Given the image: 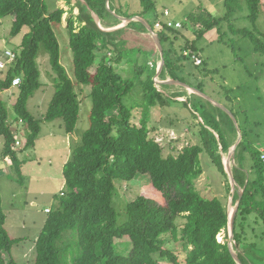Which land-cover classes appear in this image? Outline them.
I'll return each instance as SVG.
<instances>
[{
  "label": "trees",
  "instance_id": "1",
  "mask_svg": "<svg viewBox=\"0 0 264 264\" xmlns=\"http://www.w3.org/2000/svg\"><path fill=\"white\" fill-rule=\"evenodd\" d=\"M111 1L77 0L70 9L66 31L72 54L71 79L61 65L55 33L67 13L57 5L59 0H0V19L13 18L10 38L24 33L12 51L14 58L6 61L7 70L0 80V158L9 161L11 174L7 176L12 180L21 179L24 157L20 155L34 147L42 123L60 120L66 134L74 133L79 119L81 87H89L91 100L89 127L72 145L71 157L62 170L64 186L54 196L44 224L32 241L34 257L22 264H237L228 244L217 240L229 224L227 197H207L198 187L207 170L202 167L206 158L213 169L210 172L214 171L216 179L225 182L224 189L229 196L232 186L221 154L235 144L237 128L240 141L233 152L236 165L231 173L235 185L243 191L240 199L236 187L232 195L233 201L238 202L232 249L240 264H264V153L261 150L264 142L256 133L262 123L251 122L249 118V113L257 109L241 106L236 92L240 87L231 90L221 86L225 107L235 124L220 107L192 94L183 106L191 115L193 128L197 129L195 143L165 156L151 135V129L156 127L150 126L148 117L154 110L164 112L172 102L155 87L156 66L149 61L151 51L157 52L154 42L150 37L149 43L142 40L140 34L148 32L140 22L103 31L94 18H98L102 27L111 28L116 25L115 15L139 16L146 22L145 16L150 15L153 23L148 25L163 49L159 78L164 81L169 77L203 95L201 84H188L180 78V74H185L193 81L199 75L207 77L216 73L202 67L205 62L195 41L224 19L229 22L236 13L243 12L245 5L252 30L229 24V32L248 39L264 67V34L256 28L263 0H224L226 14L222 19L198 15L195 11L176 30L165 24V21L175 22L170 19V12L164 10L159 14L153 0H139L142 11L138 15L120 10L113 15ZM66 2L71 4V0ZM75 6L77 15L73 14ZM157 21L163 24L160 30L155 29ZM189 31L193 38L188 37ZM180 38L184 44L176 46ZM218 41L229 45L221 36ZM183 50L199 57L202 63L196 66ZM42 55L48 56L54 74V92L45 113L34 118L27 103L42 87L38 64ZM16 77H20L21 83L12 87ZM12 88H17L18 95L11 115L2 93ZM136 109L139 119L133 113ZM19 123L22 129L13 126ZM18 138H22L20 146H16ZM5 165L0 166V180L5 177ZM139 175L160 194L163 203L136 196L125 204V217L119 221L113 205L121 191L116 183H130ZM6 218L0 192V264H19L13 249L25 239L9 235ZM123 238L129 239L126 254L116 249V242Z\"/></svg>",
  "mask_w": 264,
  "mask_h": 264
},
{
  "label": "rangeland",
  "instance_id": "2",
  "mask_svg": "<svg viewBox=\"0 0 264 264\" xmlns=\"http://www.w3.org/2000/svg\"><path fill=\"white\" fill-rule=\"evenodd\" d=\"M77 0H71V4L67 5L66 0H59L57 5L63 8L67 13L64 14L62 19V25L55 29V33L58 39L60 47V61L61 65L67 70L68 75L73 79V65H72V54L69 49V38L66 31L67 18L69 17V12L72 6L76 5ZM156 2L157 11H162L167 8L171 12V17L175 19H180L183 21L186 19L185 16L193 14L198 11L197 14L206 16L212 19H222L226 10L224 7V0H153ZM122 11L128 15L133 14L134 11L141 8L139 0H122ZM245 5V4H244ZM198 8H201L200 11ZM78 9L75 6L73 8V14H77ZM200 12V13H199ZM196 13V12H195ZM210 16H209V15ZM247 7L244 6L243 12L236 13L229 22L223 20L218 27L212 28L207 31L202 38L196 39L195 45L202 52V57L205 64L202 67H206L208 70L217 69V74L212 77L213 84L209 82V79H204L203 83L198 81H191L187 78L185 74H180V78L186 81L188 84L193 83L195 85H202L203 92L210 91V87L215 88V90L223 95L224 90L221 86H224L223 79H226V83L229 89L235 90L237 87L240 89L237 95L240 97V103L245 109L255 108V112L249 113V118L251 122H261L262 126L256 130V133L263 137L264 142V67L261 66L263 62L257 54H255L251 43L248 39H241L239 37L233 36L229 32V24H233L236 28H246L252 30V26L246 19ZM147 23L152 24L153 19L150 15L145 16ZM11 16L2 18L0 26V48L4 47L12 48L14 47V41L10 38L9 32L11 29ZM191 26V25H190ZM191 28V27H190ZM198 26L196 30H198ZM257 31L264 34V0L262 1L261 15L256 22ZM226 33V34H225ZM23 36V35H22ZM220 36L224 38V41L229 43L228 46L219 42ZM188 37L193 38L194 35L191 31L188 32ZM17 40V39H16ZM184 44L183 38L176 43ZM232 48H231V47ZM1 59H3L1 57ZM160 59V56L158 57ZM190 63V62H188ZM187 63V65H189ZM39 69L41 72V82L43 86L39 89L34 96L29 99L27 103V108L34 118H39L40 114L45 113L48 103L53 95L52 77L53 72L51 71L48 56L42 55L38 59ZM161 63H159L160 66ZM158 66V67H159ZM5 71L1 72V75H5ZM4 78V77H3ZM167 80V79H166ZM164 80V81H166ZM171 80V79H170ZM155 86L159 88L160 91L165 92L168 97H171L170 90H166L163 87H159V81L154 78ZM211 84V85H210ZM237 86L236 88H234ZM82 94L80 95V111L79 119L74 131V135L77 139L81 137L83 132H85L89 127V112L91 108V100L88 96L90 93L89 87H81ZM186 88V87H184ZM187 89V88H186ZM257 89V90H256ZM168 91V92H167ZM192 94H197L193 90H190ZM255 91H258L255 95ZM12 92V93H11ZM6 94H12L7 97ZM252 94V96H251ZM16 97L14 98V96ZM18 95L17 88H12L7 93H2V97L6 98L7 108L12 114L13 103H15ZM201 96L200 94H197ZM234 96L230 94V96ZM260 97V99L257 97ZM224 97V96H223ZM185 98L178 97V99L172 100L170 107H168L164 112L151 114L153 119L150 126L155 125L156 129H151V135L156 139V141L163 148L164 155L176 154L181 150V148L187 146L188 144L195 143V132L186 131L182 133L179 137L178 134L170 133L167 131L165 125L168 121H172L170 124L173 126H179L177 123H173L185 112L182 107L177 104L178 102H183ZM174 101V102H173ZM210 102V101H209ZM227 103V102H226ZM182 109V111H181ZM180 110V111H179ZM139 110L134 111V115L139 119ZM169 114V116H167ZM171 115V116H170ZM165 116V117H164ZM149 117V116H148ZM199 121V120H198ZM201 122V121H199ZM137 123V122H136ZM138 124V123H137ZM169 125V124H168ZM184 125V123H181ZM193 125V123H192ZM40 132L37 140L35 141L34 147L26 150L21 156L24 159V163L20 167V180H12L7 174L0 180V192L3 198L2 208L7 213L6 227L9 231L11 237L19 239H25V242L13 249V256L17 263L22 264L24 261H30L34 257V250L32 241L35 239L36 235L40 232L45 216L43 209L45 207L46 198L51 193H56L59 186H56L60 180V176L64 165L70 159L74 140H70L65 133L63 127L61 126L60 120H55L52 122L42 123ZM190 128V127H189ZM22 129V128H20ZM68 137V139H67ZM239 138V137H238ZM236 139L235 144L239 141ZM20 139H18L19 145L21 144ZM234 144V145H235ZM231 147L228 152L221 154L222 161L225 167V171L235 166V161L233 159V147ZM72 146V147H71ZM263 150L264 153V149ZM228 160V161H227ZM66 161V162H65ZM227 161V162H226ZM203 169H207L205 174L201 177L198 187L199 190L207 197H227V210L229 217L235 210L237 200L233 201L232 195L234 193L235 187L237 188L238 194L243 190L232 184L229 196L224 189L225 182L217 180L216 173L213 170L210 162L204 158L202 163ZM228 172V171H227ZM8 175L11 174L8 167ZM17 177V176H15ZM143 176L136 177L132 182L122 184L116 183L118 189L121 191L119 199L114 201V208L119 213V221H123L125 215L123 212V207L126 203L134 200L136 196H144L145 198H151L156 200L158 203L162 204L163 200L150 185V183L142 178ZM218 178V177H217ZM38 203V204H35ZM36 208L39 212H32L31 210ZM26 222V224H25ZM182 222V221H181ZM24 223V227L20 228L17 225ZM217 240L221 243L229 244L230 241V227L228 225L227 229L222 231L218 236ZM232 243V248H233ZM178 248V247H177ZM117 252L126 254L129 250V239L123 238L116 242ZM179 249V248H178ZM236 254L235 251H233ZM4 257L8 259L7 254L4 253Z\"/></svg>",
  "mask_w": 264,
  "mask_h": 264
},
{
  "label": "crops",
  "instance_id": "3",
  "mask_svg": "<svg viewBox=\"0 0 264 264\" xmlns=\"http://www.w3.org/2000/svg\"><path fill=\"white\" fill-rule=\"evenodd\" d=\"M180 1V0H179ZM71 5H73V4H71ZM111 6H112V9H113V12H112V14L113 15H115V11H117V10H120V11H122V0H112L111 1ZM164 10H168L167 8H165V9H163L162 11H164ZM142 11V8H140V9H138V10H136V11H134L133 12V14L134 15H138L140 12ZM162 11H158V13L160 14ZM169 11V10H168ZM123 12V11H122ZM170 12V11H169ZM77 14H78V12H77ZM76 13H75V15H77ZM115 17H116V22H115V26H113V27H111V28H106V27H102L101 26V24H100V22H99V20H98V18L96 17V16H94V18H96L95 20H96V22H97V24H98V26H99V28L101 29V30H103V31H113V30H116V29H121V28H125L130 22H126L125 20H123L124 19V17H119V16H116L115 15ZM136 18H139L142 22H140V23H142L145 27H146V30H147V32L148 33H142V34H140V36L142 37V40H145V41H147V43H149V37L152 39V41L154 42V46L156 47V44H155V41H154V37H153V35L152 34H150L149 33V31H148V29H147V26H149L148 25V23L145 21V20H143L141 17H139V16H135ZM186 17V16H185ZM4 19V18H3ZM170 19L171 20H174L175 22H178V23H182V21L180 20V19H175V18H172L171 17V12H170ZM1 21H2V19H0V26H2L3 25V23H1ZM12 22H13V18L11 17V21H10V23H11V26H12ZM131 22H138L136 19H134L133 21H131ZM114 24V22L113 23H111L110 25H113ZM150 27V26H149ZM152 29V28H151ZM154 32V31H153ZM24 33H21L20 35H18L17 37H15V38H11L15 43H14V47H12V48H8V47H4L3 49H1L0 48V60H2L3 62H6V58H5V56H4V52L5 51H7V50H9V51H13V49L16 47V46H18L19 44H20V42H21V38H22V35H23ZM158 37V36H157ZM17 39V40H16ZM159 39V38H158ZM152 46L153 45H151V47L150 48H152ZM156 49H157V47H156ZM184 51V50H183ZM151 54H152V56L150 57V63L151 62H153L154 64H155V66H156V70H155V77L154 78H157L158 80H160L158 83L160 84L159 85V87H163L164 85H168L169 87H167V88H164V89H166V90H170L171 92H170V94H171V97L169 96V98H170V100H174L175 101V99H178V97H172V95H175V94H184L183 96H182V98H185V100H183V102H178L177 104H179V106L180 107H182V109L184 110L183 112H185L184 114H182L181 116L180 115H178L179 117L176 119V116H175V120H173V121H175V122H173V123H177V124H179V126L177 125L176 127L175 126H173V125H171L172 123V121H168V123H167V125H165V127L164 128H166L167 129V131H169L170 133H175V134H178V136L179 137H181L182 136V133H184V132H188L189 130L190 131H194L195 132V130H197L196 128H193V125H192V120H191V115L189 114V111L187 110V109H185L184 108V106H183V103L184 102H186L187 100H188V98L192 95V92L190 91L191 89H186V88H184V86H181V85H179V84H176V83H172V84H165L164 83V81H162L160 78H159V75H160V72L158 73V66H159V63L161 62V56H160V54H159V52H158V49H157V52H152L151 51ZM199 55L201 56V59H202V61L204 60L203 59V57H202V52H200L199 53ZM160 56V59H158V57ZM1 57L3 58V59H1ZM61 62V61H60ZM163 67V66H162ZM149 68H152L151 66L149 67ZM162 70V69H161ZM2 71H5V70H0V80H2L3 79V77H4V74L3 75H1V72ZM66 71V73H67V75H68V72H67V70H65ZM208 71H213V72H216L215 74H217V70H208ZM215 74H213V75H208L207 77H202L201 75H199L197 78H195V79H193V81H195V82H198V81H200V82H202L203 83V80L204 79H209V82L211 83V84H213V81H212V77L215 75ZM69 76V75H68ZM51 77H52V79H53V76L51 75ZM70 77V76H69ZM167 80H170V78L169 77H167ZM198 80V81H197ZM51 82H52V86H53V81L51 80ZM227 81H226V79L224 78L223 79V83H224V86H229L227 83H226ZM42 83V82H41ZM210 84V85H211ZM42 86H43V83H42ZM156 87V86H155ZM237 86H235L234 88H236ZM42 88V87H41ZM40 88V89H41ZM157 88V87H156ZM81 90H82V88H81ZM157 90L159 91V92H162V93H164L165 94V96H167L168 97V95L165 93V92H163V91H160L159 90V88H157ZM210 90H211V92L210 91H207V93L206 92H204L203 93V95L202 96H200V97H202L203 99H205V100H207L206 98H209V100H210V103L211 104H213L214 106H221V107H223V108H225L226 110H227V108L225 107L226 106V104H225V99H224V97H223V95H220L216 90H215V88H213V87H210ZM8 91H5V92H3V93H7ZM168 92V91H167ZM12 93V92H11ZM82 94V93H81ZM6 95H8L7 97H10V95H12V94H6ZM197 95V94H196ZM199 96V95H198ZM16 97V95L14 96V98ZM80 98V97H79ZM2 99H3V101L4 102H6V98H3L2 97ZM81 100V99H80ZM209 100H207V101H209ZM173 101V102H174ZM171 103V102H170ZM14 104V103H13ZM11 107H13V105L11 106ZM182 109H181V111H182ZM180 111V110H179ZM229 112V111H228ZM155 113H160V111L159 110H154V111H151L149 114H150V116H151V114H155ZM12 115V114H11ZM160 115H161V113H160ZM149 116V117H150ZM167 116H169V114H167ZM171 116V115H170ZM165 117V116H164ZM149 119H151V122H153V119L150 117ZM198 120L199 121H201V119L200 118H198ZM179 122V123H178ZM171 123V124H170ZM181 123H184V125H181ZM169 124V125H168ZM13 126L14 127H17L18 129H20L21 128V123H19V124H13ZM190 127V128H189ZM67 136L69 137V139L71 140H74V141H76L77 140V136H75L74 135V133L73 134H67ZM68 137H67V139H68ZM18 139H20V140H22V138H18ZM22 142V141H21ZM1 146H2V140H0V150H1ZM231 149V148H230ZM229 149V150H230ZM66 162V161H65ZM1 164L2 165H5V164H7V165H5L4 166V170H3V173H4V176L7 174L8 175V173H7V170H8V167H9V161L7 160V159H4V160H1V158H0V166H1ZM56 186H59V188H58V190L56 191V193H51L49 196H47V198H46V203H45V207H44V209H43V213H44V215L46 214V210H48V209H50L51 207H52V205H53V203H54V196L63 188V186H64V181H63V179H62V173H61V176H60V180H59V182H58V184L56 185ZM1 199H2V204H3V198H2V196H1ZM35 204H38V203H36L35 202ZM34 208V207H33ZM37 213V212H39V210H37L36 208H34V209H32L31 211L32 212H34V211ZM4 212H5V210H4ZM6 214V216H8L7 215V213H5ZM6 220H7V218H6ZM25 224H26V222H25ZM24 223H21V224H18L17 226L18 227H20V228H22V227H24V225H25ZM5 227H6V223H5ZM6 229H7V227H6ZM7 232L9 233V231H8V229H7ZM10 235V234H9Z\"/></svg>",
  "mask_w": 264,
  "mask_h": 264
},
{
  "label": "water",
  "instance_id": "4",
  "mask_svg": "<svg viewBox=\"0 0 264 264\" xmlns=\"http://www.w3.org/2000/svg\"><path fill=\"white\" fill-rule=\"evenodd\" d=\"M95 19H96V18H95ZM134 19H136L138 22H142L139 18H136V17H134V18H124L123 20H125L126 22H131V21H133ZM147 29H148L149 33L153 35V37H154V41H155V44H156V47H157L158 52H159V54H160V56H161V62H160L161 64H160V66L158 67V73H159V72L161 71V69H162V66H163V59H162V57H163V49H162V46H161V44H160V41H159L157 35L153 32V30L151 29V27L147 26ZM164 83H165V84L176 83V84H179V85H181V86H184V87L190 89L186 84L181 83V82H179V81L166 80V81H164ZM191 90H193V89H191ZM193 91L196 92L197 94H200L199 92H197V91H195V90H193ZM200 95H201V94H200ZM201 96H202V95H201ZM206 99L209 100V98H206ZM209 101H210V100H209ZM217 106H218V105H217ZM218 107H220L222 110H224L225 112H227V113L229 114V116L232 118L233 122L236 124V121H235L234 117L231 115V113H229L225 108H223V107H221V106H218ZM236 128H237V125H236ZM237 132H238V137H239L238 139H239V141H240V131H239L238 128H237ZM239 141L234 145V147H233V149H232L233 152H234V150H235L237 144L239 143ZM227 171H228V172H227ZM227 171H226V173H227V175H228V177H229V180H230V183H231V186H232V184H235V183H234V180H233V178H232V173H231V170L229 171V169H227ZM241 195H242V192L239 193V199L241 198ZM237 203H238V202H237ZM237 206H238V204H236L235 210L233 211V213H232L231 216L229 217V224H228V225H229V227H230V241H229L228 247H229V249H230L231 252H232V255H233L234 259H235V262H236L237 264H240V263H239V260H238V258H237V256H236V254L233 253V249H232V243H233V225H234V217H235V212H236ZM228 216H229V214H228Z\"/></svg>",
  "mask_w": 264,
  "mask_h": 264
},
{
  "label": "built area",
  "instance_id": "5",
  "mask_svg": "<svg viewBox=\"0 0 264 264\" xmlns=\"http://www.w3.org/2000/svg\"><path fill=\"white\" fill-rule=\"evenodd\" d=\"M164 16L165 17L168 16L167 11H165ZM165 24L168 28H171V29L176 30V29L181 28V24L178 22L165 21ZM154 26H155V29L160 30L163 27V24L161 22L157 21ZM183 54L185 56L190 55L191 60L193 61V63L196 66H199L202 63V61L199 57H197L196 55H194L193 53H191L189 51H184ZM4 56L6 58V61H11L14 58V53L12 51L7 50L4 52ZM5 68H6V62H3L2 60H0V70H4ZM20 83H21L20 77H16L15 79H13L12 87H18L20 85ZM18 145H19V142L17 141L16 146H18ZM47 211L48 210H46V212Z\"/></svg>",
  "mask_w": 264,
  "mask_h": 264
},
{
  "label": "bare ground",
  "instance_id": "6",
  "mask_svg": "<svg viewBox=\"0 0 264 264\" xmlns=\"http://www.w3.org/2000/svg\"><path fill=\"white\" fill-rule=\"evenodd\" d=\"M227 161H228V160H227ZM227 161H226V162H227ZM229 214H230V213H229Z\"/></svg>",
  "mask_w": 264,
  "mask_h": 264
}]
</instances>
